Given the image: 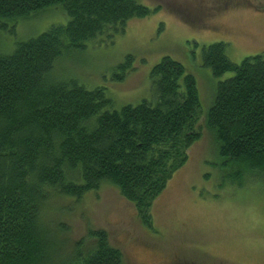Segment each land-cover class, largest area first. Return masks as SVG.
I'll list each match as a JSON object with an SVG mask.
<instances>
[{"label": "trees", "instance_id": "obj_1", "mask_svg": "<svg viewBox=\"0 0 264 264\" xmlns=\"http://www.w3.org/2000/svg\"><path fill=\"white\" fill-rule=\"evenodd\" d=\"M55 4L65 9V24L0 53V264H123L104 229H89V243L61 253L44 210L56 197L79 199L110 184L149 226L153 202L201 137L196 78L164 55L149 72L153 99L114 108L105 87L59 78L54 63L64 50L122 33L128 20L156 7L137 0H0V29ZM225 50L223 41L203 49L214 75L231 72L217 83L206 125L240 186L264 177V53L234 62ZM133 58L119 64L114 80L124 78Z\"/></svg>", "mask_w": 264, "mask_h": 264}, {"label": "rangeland", "instance_id": "obj_2", "mask_svg": "<svg viewBox=\"0 0 264 264\" xmlns=\"http://www.w3.org/2000/svg\"><path fill=\"white\" fill-rule=\"evenodd\" d=\"M137 1L156 10L128 20L124 32L113 37L64 50L54 75L88 88L103 86L111 105L120 108L153 99L150 69L169 55L196 78L201 137L153 202L149 226L110 184L79 199L59 196L48 202L44 218L60 239L59 251L68 254L81 240L89 243V229H104L121 249L123 264H264V177L250 182L245 177L240 186L231 182V168L206 125L217 83L231 72L216 76L202 60L204 47L217 41L226 44L234 62L264 53V0ZM68 19L62 4L32 12L0 29V53ZM128 54L134 58L124 78L114 80Z\"/></svg>", "mask_w": 264, "mask_h": 264}]
</instances>
